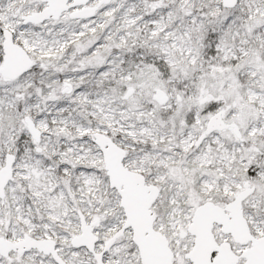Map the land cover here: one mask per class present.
Here are the masks:
<instances>
[{"label":"snow or ice","instance_id":"1","mask_svg":"<svg viewBox=\"0 0 264 264\" xmlns=\"http://www.w3.org/2000/svg\"><path fill=\"white\" fill-rule=\"evenodd\" d=\"M0 264H264V0H0Z\"/></svg>","mask_w":264,"mask_h":264}]
</instances>
